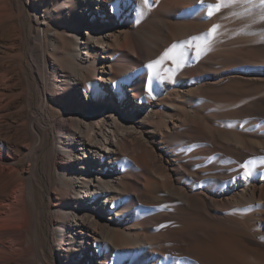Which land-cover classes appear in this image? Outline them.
Here are the masks:
<instances>
[{
  "label": "bare ground",
  "instance_id": "bare-ground-1",
  "mask_svg": "<svg viewBox=\"0 0 264 264\" xmlns=\"http://www.w3.org/2000/svg\"><path fill=\"white\" fill-rule=\"evenodd\" d=\"M215 2L0 0V264H264V99L228 113L256 132L209 131L203 109L264 68L176 78L229 16ZM139 152L160 181L128 172Z\"/></svg>",
  "mask_w": 264,
  "mask_h": 264
},
{
  "label": "rangeland",
  "instance_id": "rangeland-1",
  "mask_svg": "<svg viewBox=\"0 0 264 264\" xmlns=\"http://www.w3.org/2000/svg\"><path fill=\"white\" fill-rule=\"evenodd\" d=\"M216 1L217 2H215V4L213 3L211 5V11L215 12L226 10L227 13L229 12V16L217 22L219 27L214 36L211 35L206 38V43L204 44L203 50L201 52L203 62L201 64L193 62L191 64L186 63L182 65V67L177 72L176 78L181 75L190 79L191 81H194L197 80V77L203 74L205 70L211 71L215 69H228L232 65V63H227L229 58L240 59L241 61H239V63H235V66L238 67L251 66V68L255 69L264 68V0ZM218 3L220 4L219 10L214 7V5ZM205 58L218 60L219 63H213L212 61ZM61 75H63V73H61ZM62 83L63 87H65L66 83L64 80ZM234 84L240 86L239 88H241L245 93L236 94L226 99H204L205 104L203 109L205 114V124L209 131L224 132L225 130H228L227 126L230 129L239 125L240 127L242 126L241 128L247 129L248 126L246 123L248 122L254 121L258 124L259 122H262L257 115L251 117H229L228 113L234 112L239 114L244 110L251 109L250 113L253 114L256 111H254V109H256L255 107H258V103L264 99V80L259 82H245L243 80H238L237 82L235 81ZM172 99L175 100L172 95H169V97L166 98V101L172 102ZM66 123H69L68 119L66 120ZM248 129V131L256 132L254 127ZM79 152L81 153V156H84V153L81 150H79ZM214 154L215 152L211 153V155ZM204 157L205 156L198 153L195 154V157L193 156V159L197 160ZM263 158L264 155H260L257 159H254V161L264 160ZM126 160L127 169L130 174H134V176L138 175L140 179H143V176L147 175L152 184L156 181H160L158 177L163 173L162 169L159 164H156L149 155L143 154L141 152L129 153L126 155ZM254 161H251L249 165V169L251 171L253 170L254 163L256 164ZM28 164V158H24L20 167L26 168ZM131 177L133 178V176ZM178 213L179 210L176 208L173 209L172 207V215H177ZM51 216L52 215L50 212L46 210L45 218L48 220L51 218ZM62 216L66 217L65 214H62ZM175 221L176 219L172 220V229L182 226V223H175ZM230 225L232 226L230 230L232 232L236 231L233 233H237L238 225L236 223H231ZM60 241V243L64 244L65 246V242H68V239H63ZM58 258L63 261L64 256L60 255Z\"/></svg>",
  "mask_w": 264,
  "mask_h": 264
},
{
  "label": "snow or ice",
  "instance_id": "snow-or-ice-1",
  "mask_svg": "<svg viewBox=\"0 0 264 264\" xmlns=\"http://www.w3.org/2000/svg\"><path fill=\"white\" fill-rule=\"evenodd\" d=\"M214 7L219 10L220 8V4H216L214 5ZM208 15H211V13L209 12ZM218 25H213L211 29L208 30V33L206 35H213L216 33L217 29H218ZM198 39L197 37H192L191 40H196ZM184 44H191V41H184ZM178 46L176 44H173L171 47H169L168 49H166L163 54L156 60L149 62V64L147 65V67L151 70H153V75H157V68L156 66L158 65H162L165 61H177L179 58H181L184 53L183 50L177 51ZM202 49L201 48H197V52L199 53Z\"/></svg>",
  "mask_w": 264,
  "mask_h": 264
}]
</instances>
